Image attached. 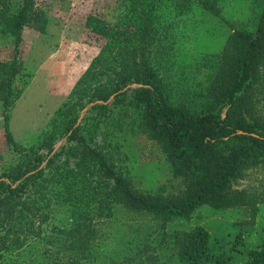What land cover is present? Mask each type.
<instances>
[{"label":"rangeland","instance_id":"1","mask_svg":"<svg viewBox=\"0 0 264 264\" xmlns=\"http://www.w3.org/2000/svg\"><path fill=\"white\" fill-rule=\"evenodd\" d=\"M3 1L16 12L23 0ZM250 2L221 0L219 15L196 12L177 23V28L161 31L160 48L153 52L163 61L160 74L173 102L180 100L192 110L202 109L198 93L206 88L212 65L231 29L246 18ZM36 8L44 13L46 24L43 31L32 27L23 31L20 71L8 110L17 150L7 142L0 101V175L25 169L37 153H48L49 143L54 145V165L45 169L43 178L24 198L13 203V216L1 213H6V205L0 208V264H31L35 256L44 259L46 250L60 253L61 262L67 235L94 238L90 244L95 253L85 251L81 264H110L111 257V264H120L124 257L133 262L139 254L154 257L156 264H176L177 236L182 238L197 226L214 229L235 223L264 227V166L246 170L234 184L235 189L246 191L245 204L220 211L203 205L190 220L162 225L153 215L133 213L115 201L114 182L95 159L81 160L85 151L101 155L140 193L177 194L184 186L132 103L137 85H128L119 100L96 97L97 90L113 84L111 68L115 65L95 63L107 43L95 26L98 20L119 25L127 6L123 0H37ZM15 53V39L0 35V63L12 61ZM172 53L174 59L168 61L167 55ZM259 73L261 85L256 87L254 102L256 110L264 112V67ZM63 109L66 113L60 112ZM73 123L79 130L76 139L63 134ZM73 203L86 215L79 227L72 226L77 215L70 212ZM49 240L55 244L51 246Z\"/></svg>","mask_w":264,"mask_h":264},{"label":"trees","instance_id":"2","mask_svg":"<svg viewBox=\"0 0 264 264\" xmlns=\"http://www.w3.org/2000/svg\"><path fill=\"white\" fill-rule=\"evenodd\" d=\"M123 2L127 12L119 25L110 26L98 20L95 26V31L107 39L95 63L111 62L115 65L111 68L115 72L113 84L97 90L96 97L101 101H108L112 96L119 100L126 94L124 89L128 85H137L132 103L140 110L142 123L150 137L165 150L174 176L181 177L184 186L177 194H143L133 189L129 181L97 152L85 151L81 160L95 159L114 182L115 201L126 210L151 214L162 225L177 219L190 220L203 205L220 211L245 204L246 191L235 189L234 184L246 170L264 166V112L257 111L254 102L256 87L261 85L259 71L264 67V0H251L244 21H239L238 26L231 29L223 51L209 72L206 88L198 93L201 110H192L180 100L177 103L172 101L160 74L163 61L153 49L160 48L161 31L177 28V23H184L187 16L196 12L219 15L221 0ZM1 5L3 25L0 35L15 39L16 53L12 61L0 63V101L3 103L7 142L17 150L8 110L14 97L13 83L20 71L19 48L24 29L32 27L43 31L46 17L36 8L37 0H23L16 12L3 0H0ZM167 57L172 61L174 53ZM60 112L66 113V110ZM78 133L73 123L63 134L76 139ZM46 148L48 153H37L27 161L25 169L0 175V208L7 207L6 213L1 212L3 215L13 216V203L24 198L43 178L45 169L54 165L51 156L53 143ZM73 154L78 156L76 151ZM70 212L77 214L72 218V226L79 227L81 220L86 219V215L79 213L80 205L73 203ZM69 239L67 235L63 242L65 253L61 262L60 253L54 255L46 250L42 260L29 255L33 257L31 264H81L85 251L94 255L95 246L90 244L94 238L77 237L78 240L73 238L68 244ZM49 242L51 246L55 244ZM175 244L176 264H264V227L235 223L220 224L214 229L197 226L182 238L177 236ZM110 260L112 262L114 258ZM121 260L127 264H156L154 257L145 254L137 255L133 262L128 257Z\"/></svg>","mask_w":264,"mask_h":264}]
</instances>
